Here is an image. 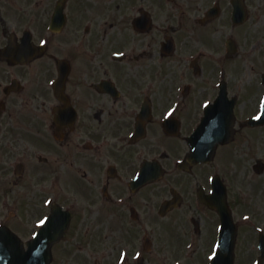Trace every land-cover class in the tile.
<instances>
[{
  "label": "flooded vegetation",
  "instance_id": "obj_1",
  "mask_svg": "<svg viewBox=\"0 0 264 264\" xmlns=\"http://www.w3.org/2000/svg\"><path fill=\"white\" fill-rule=\"evenodd\" d=\"M263 13L264 0H0V226L25 245L66 223L50 264H212L224 188L233 264H264L233 149L255 129L235 61L261 46L241 53V32ZM217 99L211 122L230 107L233 137L190 163Z\"/></svg>",
  "mask_w": 264,
  "mask_h": 264
},
{
  "label": "rangeland",
  "instance_id": "obj_2",
  "mask_svg": "<svg viewBox=\"0 0 264 264\" xmlns=\"http://www.w3.org/2000/svg\"><path fill=\"white\" fill-rule=\"evenodd\" d=\"M159 16L162 17L163 13H160ZM247 26L241 32L240 52L243 53L246 40H261V46H258L254 55H250L251 59L238 57L235 61L236 66L234 67L243 84L241 103L237 109L238 114H242V116L255 112L261 92L258 80L260 79L259 74L264 70V13L259 21L257 19L255 22L250 20ZM233 149L236 150L237 157V180H235L237 201L235 205L240 213L248 212L258 228L264 230V126L251 131L242 129ZM257 160L263 164L261 173H257L253 169V164Z\"/></svg>",
  "mask_w": 264,
  "mask_h": 264
},
{
  "label": "water",
  "instance_id": "obj_3",
  "mask_svg": "<svg viewBox=\"0 0 264 264\" xmlns=\"http://www.w3.org/2000/svg\"><path fill=\"white\" fill-rule=\"evenodd\" d=\"M252 124H255V123H252ZM45 264H46V262H45Z\"/></svg>",
  "mask_w": 264,
  "mask_h": 264
}]
</instances>
